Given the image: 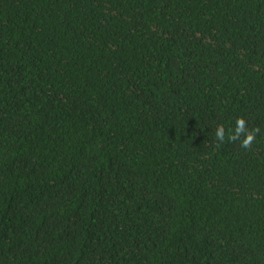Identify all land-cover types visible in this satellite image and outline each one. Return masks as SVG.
Segmentation results:
<instances>
[{"label": "trees", "instance_id": "trees-1", "mask_svg": "<svg viewBox=\"0 0 264 264\" xmlns=\"http://www.w3.org/2000/svg\"><path fill=\"white\" fill-rule=\"evenodd\" d=\"M0 264H264V0H0Z\"/></svg>", "mask_w": 264, "mask_h": 264}, {"label": "clouds", "instance_id": "clouds-1", "mask_svg": "<svg viewBox=\"0 0 264 264\" xmlns=\"http://www.w3.org/2000/svg\"><path fill=\"white\" fill-rule=\"evenodd\" d=\"M260 133L261 128L259 126L249 128L247 120L241 116L236 119L234 128L226 129L224 125H219L215 132V139L218 146L227 139L231 143L239 142V146L245 150H252Z\"/></svg>", "mask_w": 264, "mask_h": 264}]
</instances>
